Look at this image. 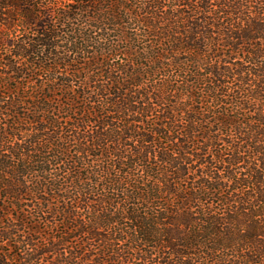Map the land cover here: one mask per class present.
<instances>
[{
	"label": "trees",
	"instance_id": "16d2710c",
	"mask_svg": "<svg viewBox=\"0 0 264 264\" xmlns=\"http://www.w3.org/2000/svg\"><path fill=\"white\" fill-rule=\"evenodd\" d=\"M0 264H264V0H0Z\"/></svg>",
	"mask_w": 264,
	"mask_h": 264
}]
</instances>
